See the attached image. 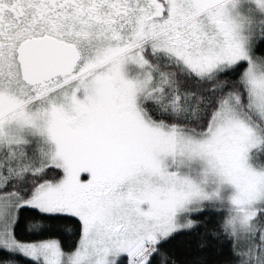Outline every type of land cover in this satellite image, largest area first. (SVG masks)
<instances>
[{
  "label": "snow or ice",
  "instance_id": "6c2138e0",
  "mask_svg": "<svg viewBox=\"0 0 264 264\" xmlns=\"http://www.w3.org/2000/svg\"><path fill=\"white\" fill-rule=\"evenodd\" d=\"M0 264H264V0H0Z\"/></svg>",
  "mask_w": 264,
  "mask_h": 264
}]
</instances>
